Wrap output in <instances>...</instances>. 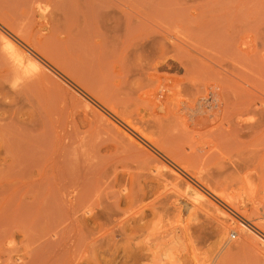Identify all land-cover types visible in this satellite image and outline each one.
Instances as JSON below:
<instances>
[{"label": "rangeland", "instance_id": "obj_1", "mask_svg": "<svg viewBox=\"0 0 264 264\" xmlns=\"http://www.w3.org/2000/svg\"><path fill=\"white\" fill-rule=\"evenodd\" d=\"M104 1L105 3L112 1L110 4L106 3L107 8L109 7L107 5H111L113 2L114 5H112L114 7L116 5L118 9L124 4L122 0H117V2L116 0ZM179 1L156 0L153 3V7L155 8L152 10H154V12L152 10L150 11L155 14V12L158 13L160 9L168 5L171 7L175 6L176 9H179V7H181V9L183 8V14L186 15L187 13L190 14L194 12H208L209 14L205 13L207 18L205 17L198 20L201 23L204 22L203 24H207L209 23L208 21L211 22L210 19L212 18V20H214L213 22L219 20L215 16L220 12L221 8L219 7H221V3L225 5L227 0H181L180 2L183 1V4H180ZM184 1H187L186 4H184ZM207 1L212 5L215 2H218L215 3L214 6L219 3L220 5H218L219 7L213 6L211 8V5H209ZM234 1L233 3L231 0L233 4L232 6L223 5L224 7L222 6V9L227 8L229 10L232 8L238 10V8H240L239 6L241 5L243 7L248 0ZM257 1L255 0L254 2ZM259 1V8H264V4H262L261 7V3H264L262 2L264 0ZM228 2L226 4H228ZM105 3L103 2L104 5ZM248 3L249 2H247V4ZM38 4L39 3L37 2L31 4V10L35 12L34 15L42 12L41 10L43 9L46 15L47 13L49 15V11L51 13L50 8L47 9V7H44L42 4H39L41 7L39 8ZM101 4L102 3L98 5V9H101L100 6H103ZM155 4L158 5V8ZM163 4L165 5L163 6ZM249 4H253V2ZM204 5H207V10H203L205 7ZM113 6H111L113 9L104 11L106 10L104 8L103 11H98V20L95 17L96 15L92 14V18H90L91 21L88 19V22H86L87 28L89 26L90 30L98 32V42H102V37L106 40H111L113 37V29L115 27L114 24L116 22L121 23L125 19V17L122 18L123 15L120 12V9L118 10ZM242 7L240 9H242ZM167 8L169 7H166L161 11L163 12V10H165V13L174 9L175 13L179 12L178 10H175V8H171L170 10ZM199 8H201V10ZM185 9L188 10V12L186 11L185 13ZM28 10L29 12H32L30 8H28ZM214 10L215 13L213 12ZM262 11H264V9H262ZM114 13L117 15L115 16ZM32 14L33 13L30 15ZM53 14L55 15V13L49 15L51 16L49 20L52 19L49 22H52L51 24H53L55 20V24H58L56 23V16ZM151 16L153 17L152 14ZM113 17L116 18L114 19L115 23H113ZM152 17H149L150 20ZM155 17L164 21V18L162 19V17ZM214 17L216 18V21ZM157 18H155L156 21L158 20ZM177 19L182 21L181 18ZM31 20L30 22L26 21L30 26H32L31 22L33 21ZM155 20L152 18L153 22H156ZM152 21L148 20V26H151L150 30L147 31L148 33L153 30V28H155L156 31L159 30V32H161V28H164L163 26H166V23L169 24L168 22H170H166L165 19L164 25L163 23H161L162 25H157L158 29L156 23L152 25ZM178 21H175V26L177 29L179 28L180 32L184 29L183 32H186L185 35L189 34L188 30L189 32H192L195 29L193 34L197 33L198 30L196 31V29H199V26L202 25L200 23L193 24L190 25V27L193 28H189V26L187 27L184 24L187 22L186 20L183 24ZM262 21H264V16H262ZM90 22L92 23L94 30L90 25H87V23L90 24ZM181 26L183 27L181 28ZM155 29L151 32H156ZM17 35L15 36L0 24V44L5 40L3 37H6L7 39L10 38V44L8 46L5 44L1 45L6 48L1 47L0 50L2 53L0 51V54H4V59L6 57V59L11 61L14 65L6 71V73L8 72L10 74L9 71H12L11 68H13L14 72L12 71L11 73L14 74L11 75L14 79L8 74L9 81H6V84H3L2 81H0V83H2L0 84V126L2 127L3 124L4 127V124L6 126L7 123V125L13 123V128L23 129L24 131L22 133H27L31 138V136L33 137V135L36 136L38 134L37 128L40 125V119L45 117L46 120L48 119L50 123H53L51 124L54 126L55 130L63 129V131H67L70 135L76 133L75 135L78 134L82 137L85 136V139L87 140L89 139L87 143H89L88 146L91 145L89 146L90 148L87 146L88 151L93 150V153L97 154L95 161L98 160L99 163L101 162L102 166L100 165V170L98 169V193L89 192L77 200L70 198L74 211L69 210L67 212H60L59 210H50L46 212V214L45 211L40 214L38 211H30V213L24 210H18L16 205L20 200L26 202L29 206H32L33 209L36 205L44 204L43 206H47L46 204L48 202L43 201L41 203H36L31 197L25 195L28 189L31 190L32 182L36 177V173L34 170L29 171L24 168V166L22 167L23 164L20 163V160L18 163H16L18 161L17 159L14 162L16 154L13 153L14 151L12 152L11 144L16 143L17 140L13 141L11 138L13 136L8 137L10 136V133L9 135L4 134L6 132H2L0 127V264H6V260L10 255L13 259L19 258V256L22 258L25 257L24 259H26L27 252H29L28 255H30V257L40 253L39 241L41 240H39V238L42 235V231L41 233L40 231H38V233L35 232L37 233V236L40 234L39 238L36 236L37 240L30 239L32 243L35 242L37 245L35 243L31 245L32 243H30V247L24 249L26 237L24 239V234L19 230H30L27 226L33 225L36 221L42 219L45 222L47 221V224L49 222L48 226L37 228L35 230H44L43 233L46 235L52 236L54 233V236L61 239L64 230H70L68 232L71 236L70 240L65 241L64 244L59 247L60 250L58 251V253L63 254L65 260L58 264H169L168 260L165 258V254L169 251L173 254L172 264L264 263V251H262L264 250L262 249V247H264V231L262 230L264 229L261 230V225H258L261 226L260 229L255 225H264V206H262L264 205V198H260L261 196L264 197V195H262L264 194V191H262V189H264L262 188L264 187V183H262L264 182V180H262L264 174L258 170L256 173L253 172L254 170H251L253 160L252 163L251 160L248 162L251 163V167L248 163L244 164V166L242 164L250 158L252 159V157H255L256 159L257 157L254 151L261 146H255L256 148H254L255 144L253 146H248L251 151L249 153L251 154V157L249 155H247L249 157L243 155L246 152L248 153L249 148L246 146L247 144L244 145L246 146V150L248 148L247 151H245L244 146H240V149L237 147L239 152L243 150V154H237L238 151H236V148H234L235 151L231 150L233 156H236L237 154L238 157L239 155L238 158L236 157L237 159H240V156L241 159L242 157L248 158L246 160L243 158L242 161L245 160L243 162L240 160V162H238L237 159L233 160V158L231 161L230 158L232 155L229 151H223L222 153L227 154H221L220 151L215 153L216 150H212L211 153L215 155V159L212 160L211 165L208 164V166H205L207 163L205 164L204 161H202V163L200 161V164L196 163L197 165H192L197 166V172L196 170L191 169H195L194 167H191V165L190 168L187 163L184 164L185 161L182 159L175 157L179 160H177L178 162H174L176 159L173 161L172 158H169L171 157L169 156L170 153L168 154L164 151V148L161 147L162 145H158L157 138H151V136L155 134V129L153 131V128H151V126H153V117H149L148 115L151 114L149 111L153 105L151 101L159 98L160 95L158 96V94H160V92L158 91H161L159 81H157L158 84H156L157 82L154 84L157 85L155 90H152L155 86L153 85L154 87H151L153 83H150L155 82V79L152 80L153 78L146 72L149 71L148 68L150 63L148 62H150V57L151 59L153 58V53L148 51H146L147 53L145 51H141L142 53L137 51L135 53V47L132 48L134 41L128 43L129 45L126 44V52L122 58L125 63L121 66L123 69L118 66L119 64L114 59V61L111 60L108 63L111 69L115 68L114 70L117 72L121 69V72L116 75L117 79L108 84V89L105 87L107 91L105 88L101 89V91H96L95 89H93L94 91H91L92 88L90 85L86 86L87 89L83 88L85 86L84 84L80 83V86L77 78L71 74H68L70 76L67 77V72L64 74L62 70L59 69L60 67L45 61L38 53H34V50L27 43L24 44L23 40H21L22 36L19 37L20 35ZM153 36L154 34L148 38L146 34L145 41L154 39L155 36L158 37L159 35L157 34L154 37ZM189 36L192 35L189 34ZM2 38L4 40H2ZM197 40L194 42V44L196 43L195 46L197 47V52L198 47L200 48L199 52L202 50V53L203 51H205L204 53H207L211 50L209 47H207L208 50L205 48L206 43L208 42L207 39L206 43L202 42L201 39L198 44ZM142 42H144V40ZM136 43L139 44L140 42L138 43V41H136ZM199 43L201 44L199 45ZM208 45L209 43L207 46ZM9 46L10 50L7 51V47ZM5 50L7 51L6 53ZM8 52L13 56L12 58L16 60V63L12 58L7 57L10 56ZM212 52L214 53V51ZM192 55L198 56L196 53H192ZM3 56L0 55V58H3ZM16 58L19 59L17 60ZM145 58H147V61L145 60L144 62ZM17 61L20 63L17 64ZM146 63L148 66H146ZM140 64L143 66H140ZM144 64H146L145 67L147 70L145 69ZM215 69L218 70L216 67ZM143 71L147 73L144 74L145 76L143 75ZM160 73H165L171 76L174 74V76L178 77L182 75L181 72H178L177 74L168 71ZM118 76H121V78L118 79ZM70 77H73V79ZM77 81L78 84L76 83ZM12 85H16V87H12ZM119 85L122 86V88L118 87ZM115 88L118 92H116L117 90ZM126 88L129 91H127ZM142 88L143 91L145 89L144 92L141 90ZM123 90H126L127 93ZM121 91L123 94L125 93V96L122 97V93L120 94L121 96L119 95ZM179 91L181 92L180 95L179 93L177 94V91L174 92L176 95H174L175 99H172L174 98L172 95L173 97H171V100H174V102L171 101L172 104L176 103L175 101L178 97L183 98L184 90L180 87L178 92ZM114 93H117V95ZM111 95H113V98L114 96L115 98L120 96L121 99L127 96V98H124L125 100L120 99L121 102L120 100L117 102V100L115 101L114 99V102L111 100ZM134 97H137L138 100ZM142 100L147 103H143ZM156 102L158 101L154 100L153 103ZM101 103H105V105H102ZM132 103H134V105H132ZM140 103L146 104L147 106ZM121 108L124 110L123 113ZM163 112V110L159 111L158 116H161ZM130 116L131 118H129ZM31 119L34 120V127L29 122ZM132 120L136 123L134 124ZM147 120L151 121H149V126L151 125L150 129H148L149 126ZM136 124H138V126ZM59 125L60 129H58ZM145 126H148V131L145 129ZM149 130H152L150 132L154 133L151 134ZM141 135H144V137L148 136V141L149 138H151L150 140L155 139V141H153L157 144L151 143L150 146L146 137L144 138L146 139L145 142L141 139L143 138ZM5 138H7V140ZM8 138H11L10 143L8 142ZM7 143L8 145L10 144L11 149L7 148ZM152 144L160 146V150H158V147L155 148L152 146ZM161 148L163 149V152ZM251 149H254L253 152L255 156H252ZM259 149L261 148H258L256 152H258ZM260 151L262 152V150H259V152ZM259 152L257 153V155H259L257 159H259L261 156L260 154H262ZM9 154H11V156ZM228 154H230L231 157ZM180 160L182 162L184 161L183 166H181ZM258 161L259 160H256V165L258 164ZM203 162L205 168H203ZM239 163L242 165L238 166L240 165ZM186 164L188 165L187 168L185 166ZM246 166L250 167V169L245 170L246 172L250 170L247 173L244 171ZM239 167L241 168L239 169ZM22 168H24V170ZM199 170L201 172H206L205 174L202 172L201 176H199ZM207 171H209V175L212 173V178L214 177V179L211 178V175L210 177L207 175ZM18 172H21V175L18 174ZM203 175L208 177L203 180ZM196 176H198L197 178L200 177L203 182H201L200 179H197ZM244 177L246 178L244 179ZM248 186H250V188ZM7 205L10 206V208ZM253 209L258 211V214H254L259 217H254L255 215L252 214ZM44 218L48 220H45ZM39 222L42 223L43 221ZM35 233L32 235L33 239H35L33 237L36 235ZM54 236H52V238ZM246 237H250V246H243L240 243ZM25 245L29 246V244ZM22 255H24V257ZM27 260L29 259H26L25 261Z\"/></svg>", "mask_w": 264, "mask_h": 264}, {"label": "bare ground", "instance_id": "obj_2", "mask_svg": "<svg viewBox=\"0 0 264 264\" xmlns=\"http://www.w3.org/2000/svg\"><path fill=\"white\" fill-rule=\"evenodd\" d=\"M98 1L100 0H0V24L4 28L12 32V34H14L15 36L17 34L20 35L19 37L22 36L21 37L22 39L21 38L20 39L23 40L24 44L27 43L34 50L33 52L38 53L45 61L60 67L59 69H61L64 74H66L67 72L66 74L67 77L70 76L68 74H71L72 76L77 78L79 80L80 86L81 84H84L85 86L82 87L86 88L87 85L88 86L90 85V87L92 88L91 91H94L93 89H95L96 91L98 90L101 91V89L105 87L108 89L109 87L108 84L110 82H113V80L117 79L116 75L119 72H121V69H123V67L121 66H123V64L125 63V61L123 62L122 58L124 56V53L126 52V44L134 41V45L132 44V48L135 47L134 49L135 53L137 51H139V53H142L143 51L145 52L148 51L150 53H153L152 56L153 58L151 59L150 57L149 60L150 62H148L150 63L148 68L150 72L149 71L146 72L149 73V76L153 78L152 80L155 79V82H151L150 80H148L149 82H151L150 84L153 83L151 87L155 86L152 90H155L157 85L154 84L157 81H159V85L161 86L160 87L161 91H158L160 92V94H158V96L160 95V97L157 99H153V101H151L153 104L152 108L149 111L151 112V114L150 113H149L150 115H148L147 113L146 114L149 117L151 116L153 117L152 118L153 124L152 123L151 124L154 127L151 125L150 126L151 128H153L152 129L153 131L155 129L154 131L155 134L151 136V138L152 137H155V139L157 138L158 145L160 146L162 145L161 147L164 148V151H166L168 154L170 153L169 156L171 157L169 158H172L173 161L176 159L174 162H178L177 160L182 159L185 161V162L183 161L184 164L187 163L189 167L191 165V167L195 168L193 169L190 167L192 170H196L197 166H192V165H197L200 161L201 163L202 161H204L205 164L207 163L205 165L203 162V168H205L204 165L208 166V164L210 165L212 164V160L215 159L214 157L215 155L211 153L212 150H216L217 152L215 151V153H218L220 151L221 154H227L222 152L229 151L232 155L231 150L235 151L234 148L237 149L238 147L240 149V146H244L247 144L246 146L248 147L249 145L253 146L255 144L254 148L261 146L258 147L261 148L259 150H262V152L260 151L262 154H260L261 156L259 157V159H257L259 156L257 155L259 150L258 152H256L258 148H256L255 151L254 149L253 150L251 149L253 154L252 156H255L254 155L255 152L257 158L255 159V157H252V159L250 158L245 163L243 161H245L248 158L242 157V159L245 158V160L242 161L240 156V159H237L239 157V155L237 157V154L239 153L243 154L242 153L243 150L239 152L238 151L239 149H237L236 151H238V153L236 154V156L232 155L231 157L230 154L228 155H230L231 158L230 157L229 158L231 161L232 158L233 160L237 159L238 162L242 161L243 166L244 164L250 162V160L252 163L253 160L252 167H251V163H248L250 164L251 170L252 171L254 170L253 171L254 173H256V171L258 170L259 172H262V174H264V27H262L264 26V21H262V16H264L262 15L264 14L262 13L264 12L262 11V9L264 8L262 9L259 8L260 6L258 5L260 4L258 2L260 1L256 0L257 2H254L255 0L254 1L248 0L246 1V5H244L243 7L241 5L239 6L240 8L242 7V9L238 8L237 10L231 8L228 10L227 8L225 9L222 8L228 5L232 6L233 5L232 2L234 0H232V2L231 0L230 1L225 0L226 3L229 1L228 4L224 2L225 5L223 3H221L222 5H220L219 3L218 5H220L221 7L216 5L217 7L221 8L220 12L218 11L219 9L217 10L219 13L217 12L218 14L215 16L219 20L217 19L218 21H216V18L214 17L217 23L213 22L214 20H212L213 18L211 17L212 18L210 19L211 22L208 21L209 23L203 24L204 22L201 23L198 20L205 18L206 12H199V13L194 12L190 14L187 13L186 15L183 14L184 13L182 11L183 8L181 9V7H179V9H176L175 6L171 7L166 5V7H169L167 9L170 10L171 8H175V10H178L179 12L175 13L174 9H171L170 11L164 13L165 10H163V12L161 11L162 9L166 8L164 7L160 9L158 13L155 12L156 14L155 15L151 12L152 11L154 12V10L152 9L155 8L153 7L154 5L153 3L156 0H122L124 4H122V7L120 6L121 8L119 9L123 15L122 18L125 17V19L124 21L121 22L122 24L118 22L115 23L114 19L116 18L114 17L117 14L115 15L114 13L115 16L112 18L113 23H115L114 24L115 27L113 29V37L111 38V40H106L102 37V42H98V32L97 31L94 32L90 30L89 26L88 29L86 27V22H88V19L90 20V18H92V14L96 15L95 17L98 20L97 18L98 11L100 10L103 11L104 8L106 9L104 11L113 9L111 8V6L114 5V2L112 3L113 5L112 4L107 5L110 7L107 8L106 3L110 4L112 1L106 3L104 0H101L100 2ZM102 1L105 3V5L103 4ZM180 1L179 3L181 4L183 1L182 2ZM35 2L42 4L44 7H47V9L50 8L51 13H55V15L54 14L53 15L56 16L55 17L56 23L58 24H55V20L53 24H51L52 22H49L52 20V19L49 20L51 17L49 16L51 14L50 11H49V15L48 13L46 15L44 9L43 10L40 9L42 12H39L36 15H34L35 12L31 10L32 9L31 4ZM184 2H185L184 4H186L187 1ZM247 2L249 3L253 2V4H249V3L247 4ZM98 3L99 4L102 3L101 5L103 6H100L101 9L100 8L98 9V5H99ZM207 3L209 4L208 1ZM214 4L213 5L209 4V5H211L212 8ZM262 4L264 3H261V7ZM164 5L165 4H163V6ZM115 7L116 9H118L116 5ZM156 7L158 8V5H156ZM28 8H30L32 12H29ZM39 8L41 7L39 6ZM199 9L201 10V8ZM207 9L208 7L206 5L203 8V10H207ZM186 11L188 12V10L185 9V13ZM213 12L215 13V10ZM31 13L33 14L30 15ZM151 14L153 15V17L151 16ZM206 14L209 13L207 12ZM155 16L162 17V19L164 18V21L166 19V22L168 21L170 22H168L169 24L165 22L166 23L165 26L164 21H161V19H158ZM30 17L32 18L33 21L31 20ZM149 17H152L153 20H155V18H157L158 20L157 21L155 20L156 22H153L152 18L150 20ZM177 18H181L182 21H180ZM30 20L32 21L31 22L32 26L27 24L28 22H30ZM148 20L153 22L152 25L156 23V27L157 25L159 24L162 25L161 23H163L164 28H161V32H159V30L156 31V29L153 28V30L155 29L156 32H151L153 31L151 30L148 33L147 31L150 30L151 27L148 26L149 24ZM185 20L187 22H185L184 24L187 27L189 26V28H193L190 27V25L193 24L200 23L202 25L199 26V29H196V31L198 30L197 33L193 34V31H195V29L193 31L191 29L192 32H189L188 30V33L192 36H189V34L185 35L186 32H183L184 29L180 32L179 28L177 29L175 26L176 24L175 21L182 22L181 24H183ZM26 21L28 22L26 23ZM87 25H90L92 27L91 22L90 24L87 23ZM182 27L183 26H181V28ZM152 33L154 34V36L158 34L159 38L155 36V38L158 39L154 38L145 41L146 34L149 38V36L153 35ZM3 38L2 40H4L3 41L4 43L2 42L3 44L2 43L0 44V48L1 47L6 48L1 45L5 44L8 46L10 44V40H9L10 38L9 39H7L6 37ZM201 39L202 42L205 43L208 40L205 48L207 47L211 48V50L214 51V53L211 50L208 52L206 51L207 53H204L205 51H203L202 53V50L201 52H199L200 51L199 47H198L199 53L197 52V47L195 46L196 43L194 44V42L197 40V44H198V42H200ZM135 40L138 41V43L139 42L140 43L137 44ZM143 40L144 42H142ZM208 43L209 45L207 46ZM200 44L201 43H199V45ZM7 48H8L7 51H9L10 46ZM7 51L5 50V53ZM192 53H196L199 57L192 55ZM11 54L10 56L7 57L12 58L13 54L12 55ZM0 55L3 56L4 54H0ZM1 58H0V81H2L3 84L4 83L6 84L7 83L6 81H9V77H8L9 73L8 72L6 73V71L9 70L8 68L14 65L12 64L11 61H8L6 57H5L6 60L4 59V56L2 59ZM12 59L16 63V60L14 58ZM113 59L116 60V62L119 65L117 63L115 64L121 67V69L119 68L120 69L119 72L114 70L115 68L111 69L110 65H108L109 61ZM145 60L147 61V58L144 59V62ZM19 63L20 62H18L17 64ZM146 64H144V67ZM140 66L143 65L140 64ZM146 66H148V64ZM215 67L218 70H216ZM11 70L14 72L13 68H11ZM12 71H9L10 72L9 75L14 74L11 73ZM164 71H168L172 73L175 72L176 74L178 72H181L182 75L181 76L179 75L180 77H178V76H174V74H172L171 76L165 73H160ZM143 72H142L143 75L147 74L145 73V71ZM11 77L13 76L11 75ZM70 78L73 79V77ZM120 78L121 76L120 77L118 76V79ZM76 83L78 84V81ZM156 84H158V82ZM120 85L118 87L122 88V86ZM180 87L184 90L183 98H179V97L178 99L176 98L177 99L175 101L176 103L172 104L171 101L174 102V100H171V97L175 95L174 92L176 91L177 94L179 93L180 95L181 92L180 91L178 92ZM143 88L141 89L142 91ZM126 90L123 91L127 93ZM116 92H118V90ZM121 93L122 91L119 93V95ZM125 93L124 94L122 93L123 94L122 97L125 96ZM114 94L117 95V93ZM112 96L113 95H111V97ZM120 96L118 97L116 96L117 98H115L114 96V98L112 97L111 100L114 101L115 99V101L117 100L118 102V100L121 99ZM175 96L172 99H175ZM124 98H127V96ZM135 99L138 100L137 97ZM154 100L158 102L153 103ZM142 101L143 103L146 102V101L144 102V100ZM134 103H132V105H134ZM103 104L105 105V103ZM143 105L147 106L146 104ZM121 110L123 113L124 111L123 108H121ZM162 110L164 111L163 114L161 116H158L159 111ZM131 116L129 118H131ZM40 120L41 121L39 127L38 128L36 127L38 134L36 136L33 135V137L31 136V138L28 136L27 133L25 134L22 133L24 131L23 129L13 128L12 127L13 123L11 122H10L11 124L9 125H7L8 124L7 123L6 126L4 124V127L3 124L2 127L0 126L2 132L3 131L6 132L4 134L9 135L10 133V136L8 137L13 136L11 137L12 140L13 141L17 140L16 143L11 144L12 149L10 148V144L8 145L7 143L9 147L6 145L7 148H10L12 152L14 151L13 153L16 154L14 162L16 161V159L18 160L16 163H18L20 160L21 161L20 163L23 164L22 167L24 166V168L28 169L29 171L34 170V172L36 173V177L32 182L31 190L28 189L25 195L31 197L33 201L36 203L37 202L41 203L43 201L48 202L46 204L47 206H43L44 204L36 205L34 206L33 209L32 206H29L26 202L20 200V202L16 205V208L18 210L20 209L26 212L38 211L40 214L41 212L44 211L46 214V212L50 210L52 211L59 210L60 212L62 211L67 212L69 210L74 209L72 208L71 205L72 202L70 198H74V200H77L83 197L84 195H86V193L89 192L98 193L99 181L97 177H99L98 171L100 170L99 167L102 163L101 162L99 163L98 160L95 161V159L97 158L96 157L97 154L93 153V150L88 151V147L91 144L88 146L89 143H87V141L89 139L88 140L85 139V136L82 137L79 136L78 134L75 135L76 133L70 135V133L68 134L67 131L65 132L63 131V129L55 130L54 126L52 125L53 123L51 122L52 123L51 124L48 121V119L47 120L45 119V117L41 118ZM149 121H148V126H149ZM29 122L34 127V120L31 119L29 120ZM138 124L136 125L138 126ZM150 126L148 127V129H150ZM147 127L145 126L146 130ZM58 129H60V125ZM152 130H149V132ZM142 137H143L141 138L142 140L146 142L147 139L148 141L147 138L148 136L147 137L145 136L146 139H144L145 138L144 135ZM11 138L10 139L8 138L9 143L11 141ZM151 138H149L148 141L149 143L147 142L148 144H150V146L151 143H156L154 142L155 139H153L154 140L153 141L150 140ZM5 139L7 140V138ZM156 144L154 145L152 144V146H154L155 148L158 147L159 149L158 148L157 149L160 150V146L158 145L156 146ZM246 146H244V148ZM247 150L245 148V151ZM250 152L251 151L249 148L248 153L246 152L243 155L250 156L251 155L249 154ZM91 153H93L94 156L93 154L90 155ZM9 155L11 156V154ZM207 160H209L210 162ZM256 160H259L257 165L255 164ZM183 162L181 161L180 163L181 166L184 165ZM187 164L185 165L186 168L188 167ZM242 164L238 166H241ZM250 167L246 166V168L245 167L242 168H245L244 169L245 171L247 169H250ZM24 168L22 169L24 170ZM240 168L241 167H239V169ZM200 172L198 173L200 174L199 176H201L202 172L203 174H205L206 171H202L201 173ZM208 172L209 171H207V173ZM20 173L18 172V174ZM207 175H209V173ZM210 175L212 178V173ZM197 177L198 176H196V178ZM207 177L204 176L202 179L204 180ZM245 178L246 177H244V179ZM197 179H200V177ZM212 179H214V177ZM203 180H201V182H203ZM262 180H264V176H262ZM248 187L250 188V186ZM262 191H264V189H262ZM260 198L262 199L264 197L261 196ZM8 207L10 208V206ZM252 212L253 215L258 214L257 210L253 209ZM254 217H259V216L255 215ZM39 221H43V222L40 223ZM46 222L43 219L38 220L36 221V223L34 222L35 224L27 226L28 229L30 230H19L22 232V234H24L23 235L24 239L26 237L24 243L25 246L24 249H28V247H30V243H32L31 240H37L36 236L38 231H40V233L42 231V235L40 236V238H39L40 234L37 236L39 240H41L39 241L40 253L38 255L30 257V255H28L29 252H27L26 253L27 257L29 256L28 258L26 257V259H29L27 261H25L26 259H24L25 253L24 255H22L24 258L19 256V258L13 259L12 257H10L11 256L10 255L9 258H7L6 260L7 262L6 264H58L61 261L65 260L63 254L58 253V251L60 250L59 247H61V245L64 244L65 241L70 240L71 236L68 234L70 230H64L61 239L60 238L58 239L57 236H54V233L52 236H54L55 238L54 237L52 238V236L43 233L44 230H35L37 228L47 227L49 222L48 224ZM255 225L256 226L261 225L262 227H264V225L262 224H255ZM261 226H258V228L260 229ZM262 227L261 230L264 229ZM34 233L36 234L33 236L35 239L32 238V235ZM249 238L248 237L244 238L240 242L241 245L250 246L251 240L249 241ZM33 243L31 245H33ZM25 244H29V246H26ZM262 249H264V247H262Z\"/></svg>", "mask_w": 264, "mask_h": 264}, {"label": "clouds", "instance_id": "obj_3", "mask_svg": "<svg viewBox=\"0 0 264 264\" xmlns=\"http://www.w3.org/2000/svg\"><path fill=\"white\" fill-rule=\"evenodd\" d=\"M12 87H16V85H12ZM165 258L168 260L169 264H172L173 261V254L171 251L165 254Z\"/></svg>", "mask_w": 264, "mask_h": 264}]
</instances>
